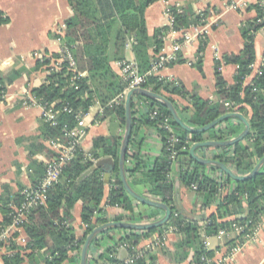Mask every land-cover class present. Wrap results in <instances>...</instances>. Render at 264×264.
<instances>
[{"label": "trees", "instance_id": "1", "mask_svg": "<svg viewBox=\"0 0 264 264\" xmlns=\"http://www.w3.org/2000/svg\"><path fill=\"white\" fill-rule=\"evenodd\" d=\"M67 1L74 14L66 21L64 35L59 38L62 39L63 47H67L71 51L77 71L85 73L86 76L79 83L72 84L70 80L73 75L66 62L62 63L59 70L50 71L52 59H58L59 53L45 52L49 58L37 61L36 71L44 70L50 71V73L46 76L45 82L33 88L31 93L39 104L53 105L55 111L61 112L56 127L43 122L40 136L37 139L44 142L62 139V126L67 123L74 124L78 113H86L94 105L96 93L90 85V81L94 83L100 76H109L108 84L101 93L103 105L117 93L123 91L124 87L117 80L112 82L114 75L111 74L110 63L123 58L121 53L126 38L135 37L136 39L133 48L136 55L135 60L141 72H147L152 65L148 58L147 49L151 39L147 33L145 11L158 0ZM181 10L179 13L173 9V14L176 17V30L201 24L203 19L209 16L207 12L203 15L197 14L192 8ZM263 16V10L258 5L256 19L242 28V37L245 42L243 50L237 55L225 56L227 64L238 65L239 68L235 75V83L229 87L221 74L217 72V101L205 100L196 93L188 92L181 85L176 86L171 82L160 81L157 77H151L149 80L151 89L171 101L182 120L193 128L206 126L230 113L231 110L227 109L224 102L233 103L238 113L249 118L251 131L247 138L233 147L217 149L219 154L215 156V160L222 162L237 175L242 176L251 173L256 164L264 158V67L261 68L262 75L256 76L251 84L244 86V81L252 73L251 66L256 60L255 35L264 28V22L259 21ZM8 22L9 18L0 12V26ZM168 30V27H163L155 32V53H158L163 47V37ZM57 37L55 36V38ZM203 48L202 46L201 50ZM200 65L201 63L198 66L202 70ZM219 66L220 63H216L217 70ZM20 75L19 71H15L7 77L0 73V102L4 101L2 96L6 95L7 86ZM76 86L79 88L75 89ZM176 96L187 99L190 106L183 110L180 109L174 99ZM135 99L145 98L135 96L133 99V132L130 145L134 141L138 120ZM148 101L151 102L152 108L157 106L163 114L171 117L162 104L149 99ZM66 105L73 110V113L62 112ZM107 117L118 120L121 126L125 127L126 117L123 105L107 110L103 119ZM140 121L153 127L158 125V121L151 120L149 114L142 115ZM171 125L181 141L175 147L178 151V163L181 166L178 173L179 179L188 188L193 184L198 186L197 193L202 198L201 207L210 208L215 203L216 210L204 220H198L196 217L188 219L180 213L176 199L179 193L175 180L172 176L168 177L173 170L166 145L169 133L164 129H159L158 133L163 143L161 157L156 159L151 167H145L146 165L139 156L130 152L129 146L125 169L127 178L136 192L141 194V187L145 186L149 189L150 195L154 196V200L171 207V220L166 226L152 231L110 230L97 237L93 246L113 232H122L114 247L101 257L108 264L111 262L124 264L118 256L110 258V255L116 252L121 244L127 243L131 247H138L143 240L162 233L170 226L176 228V234L179 237L174 253L177 263L186 262L190 253L193 252V260L189 264H214L207 260H213L215 252L207 249L205 240L199 233V229L203 225L206 235L212 237L218 235L220 231L230 230L236 225H248L247 231H249L260 221L264 211V167L256 177L244 182H235L225 175L219 181L206 173L209 167L195 162L189 156L190 146L194 143L207 140L222 142L238 136L242 132V123L236 119L228 120L209 132L196 134L183 131L173 121ZM121 141L122 139L117 137H99L94 141L90 158L86 157L82 150L77 153L63 170L59 181L49 190L45 205L38 206L27 214V219L21 226V230L12 235L6 248V254L0 252L2 264H64L74 261L79 264L80 252L86 238L97 226L109 222L104 217L102 206L105 198L107 205L119 206L127 212V216L117 218L118 222L143 224L149 220L141 212H137L136 201L126 192L120 180ZM185 145L188 149L184 151L182 147ZM98 151L111 157L115 163L114 182H110L109 185L105 182L102 170L94 163V159L99 158ZM53 157L52 155L51 158ZM32 164L36 171V176L32 179V188H36L43 179L48 164L47 162H33ZM210 169L215 171L213 167ZM232 185H234L233 189ZM22 201L23 197L20 193L11 195L6 188L0 194V211L3 215V221L0 222L1 228L12 223L11 206L19 207ZM79 202L82 203L81 221L85 225V231L81 237H77L75 234L73 226L75 219L72 214L75 205ZM149 209L153 213L162 212L154 208ZM22 232L26 239L24 246H20L18 242V237ZM233 243V241L228 243L229 250L234 247ZM3 247H6L5 244L0 243V249ZM134 264H156V258L149 253L147 258H141Z\"/></svg>", "mask_w": 264, "mask_h": 264}, {"label": "crops", "instance_id": "2", "mask_svg": "<svg viewBox=\"0 0 264 264\" xmlns=\"http://www.w3.org/2000/svg\"><path fill=\"white\" fill-rule=\"evenodd\" d=\"M258 3L259 0H158L154 2L145 11L147 33L151 39L147 49L149 60L153 62L160 54L170 55L173 47L180 40L179 34L173 35L167 32L168 34L163 37V47L155 53L154 35L157 30L168 25L167 8H192L197 14L199 12L209 13L205 26L206 43L195 42L184 45L179 53V61L169 64L159 73V76L178 81L185 90L196 93L205 100L217 101V72L221 74L228 87L235 83V75L239 67L227 64L225 56L237 55L243 50L245 42L242 37V28L256 19ZM0 12L9 18L8 23L0 26V73L7 77L15 71L21 72L20 77L7 86L4 101L0 103V194L6 188L11 195H14L33 186L32 179L36 176L33 162H47L48 164L57 155L58 146L54 145L56 140L44 142L37 139L43 124L42 110L39 106L31 105L27 94L31 93L33 88L43 84L47 74L44 70H35L37 62L31 56L34 52L58 54L63 47L58 39L63 37L65 23L74 13L67 0H0ZM55 36L58 37L55 38ZM255 36L256 60L252 73L244 81V86L251 84L257 76L264 57V28ZM127 43L126 38L121 53L123 58L110 63L111 74L114 75L112 82L117 80L124 87L123 91L126 83L121 74L120 63L124 60L136 59L133 46L128 48ZM202 46L203 50H201ZM218 62L220 66L217 70L216 63ZM199 63H201L202 70L198 66ZM108 77V75L100 76L94 83L90 81L96 98L94 105L89 109L90 119L95 123L93 122L89 129L82 146V150L88 155H90L96 138L117 137L122 139L124 135V128L118 120L111 117L103 119L104 115L99 114L103 106L101 93L108 84ZM123 91L108 101L116 98ZM174 99L182 110L190 106L187 99L178 96ZM246 118L249 120L248 117ZM137 119L136 134L130 145V152L138 155L146 165L145 167H151L162 155V138L156 128L142 123L140 117ZM243 129L242 124V131ZM98 154L99 158L94 159V163L102 170L105 182L109 185L110 182H114L115 178L114 160L105 156L102 151H98ZM197 154L203 158L215 159L219 151L202 149ZM52 155L53 158H51ZM180 170L181 166L178 164L174 166L171 173L180 197L178 210L188 219L196 217L198 220H204L216 210L217 205L214 203L210 208L201 207V196L181 182L178 175ZM107 174L110 176L108 180ZM213 175L218 177L221 174L215 172ZM231 188L233 189L234 185ZM141 195L154 200V196L150 195L149 189L145 186L141 187ZM106 202L105 198L102 206L104 217L109 222L117 221L118 217L127 216V212L123 209L109 206ZM135 206L137 212H141L147 219L154 214L158 218L164 216L163 211L153 213L147 206L142 207L137 202ZM81 210L82 203L79 202L72 211L75 219L73 226L77 237H81L85 231V225L81 221ZM2 221L3 215L0 211V222ZM203 234L204 237H201L205 240L207 249L215 252L213 261L216 264L224 259H227L225 264H264V224L256 240L247 241L235 254H232V249L229 250L228 243L233 241L235 246V242L243 241L242 238L218 237L217 235L208 237L205 230L201 235ZM121 235V231L113 232L94 245L91 250V256L94 257L91 264H108L101 257L114 247ZM156 236L157 234L153 235L152 239L143 240L138 248H146L148 244L155 242ZM22 238H25L23 232L18 237L20 246H24L21 242ZM178 239L175 232L168 233L164 246L155 247L152 250L150 254L155 256L156 264H179L174 256ZM8 245L0 250L1 254H6ZM193 255L191 252L188 260L182 264H189L193 260ZM118 257L125 260V251L120 250ZM0 264H2L1 258ZM64 264H77V262H65Z\"/></svg>", "mask_w": 264, "mask_h": 264}, {"label": "built area", "instance_id": "3", "mask_svg": "<svg viewBox=\"0 0 264 264\" xmlns=\"http://www.w3.org/2000/svg\"><path fill=\"white\" fill-rule=\"evenodd\" d=\"M258 5L261 7L264 13V0H259ZM176 10L181 13V9L176 8ZM167 18H168V25L169 28L168 33H171L173 35L179 34L180 40L175 44L173 47V52L170 55H164L160 54L151 65L150 70L147 72L142 73L140 70V67L136 60L133 61H122L120 63L121 67V74L122 77L126 83V88L123 91L122 94L117 96L116 98L110 100L108 103L103 105L100 108V115H105V112L109 109H114L117 107L124 106L125 100H126V94L133 89H146L149 91H153L150 87L149 80L151 77H157L160 81L165 82H171L174 83L176 86H180V83L174 79H165L161 76H159V73L166 68L169 64L173 62L179 61V53L182 51V48L184 45H190L194 44L195 42H201L202 44L206 43V22L208 18L203 19V23L190 26L188 28H184L181 30H176V17L173 14L172 8H167L166 10ZM198 14L203 15V12H199ZM260 22H264V16L262 19L259 20ZM167 33V34H168ZM58 42H62V39L59 38ZM136 44L135 37H129L127 47L131 48ZM60 57L58 59H52L51 62V69L52 70H59L62 63L66 62L68 64V69L71 71L73 77L70 80L72 84H77L83 79L86 74L80 73L77 71L76 63L73 58V55L71 51L67 47H62L61 51L59 52ZM33 60L37 61H43L46 58H49L45 52H34L31 56ZM51 58V57H50ZM254 64L251 66V69H253ZM264 67V57L261 62L260 68L257 72V76L262 75L261 68ZM50 71H44L47 75L50 73ZM79 87L76 86L75 89H78ZM154 92V91H153ZM27 96L30 99L31 105L39 106L42 110L41 113V119L45 124H49L52 127H56L58 125V117L61 112L55 111L53 108V105L49 104H39L35 97L32 95V93H28ZM2 98H5V95L2 96ZM27 99V97H25ZM3 102V101H2ZM0 102V103H2ZM227 109L231 110L230 113L237 112L236 107H234L233 103L230 102H224ZM135 111H136V117L141 118L142 115H148L150 116L151 120L158 121V125L154 126L157 130L164 129L169 133V137L167 139V151L169 154V160L171 162L172 168L174 166L178 165V151L175 149L176 145L179 144L180 138L177 136V134L174 132L172 127V117H169L168 115L163 114L160 109L155 106L151 107V102L148 101V99H135ZM63 113L71 114L73 113V110L69 106H65L62 110ZM91 118V112H80L76 115V120L74 124H64L62 126V132L63 136L62 139L54 141L56 146H58V151L56 157L51 159L46 167V172L39 183V185L36 188L28 187L21 191L20 195L23 197V201L19 207L12 205V223L9 226H6L4 228L0 227V243L5 244L7 246L9 244V241L12 237V235L21 230V226L27 219V214L34 208L38 206L45 205L47 200V195L51 187L59 181V178L65 169V167L75 158L77 153L82 150L83 142L87 136V133L91 126L93 125V120ZM95 123V122H94ZM193 145V144H192ZM191 145V146H192ZM190 146V147H191ZM187 146H183L182 150H187ZM83 151V150H82ZM86 157L90 158V155H88L86 152ZM215 169V168H214ZM219 172L221 174L220 176L216 177L213 175V173ZM207 174L211 175L216 180L222 179V172L215 169V171H211L210 167L206 171ZM224 175V174H223ZM171 177V174L168 176ZM191 190L197 193L198 186L196 184H193L191 187ZM156 201V200H154ZM158 202V201H157ZM119 207V206H116ZM121 208V207H119ZM123 209V208H121ZM123 211H125L123 209ZM126 212V211H125ZM158 217H150L149 220L145 223H151L159 220ZM204 224V223H203ZM264 224V211L261 214L259 223L249 231H247L248 225H236L232 229H226L222 230L218 233V237H231V236H237L239 239H243L241 242H235L236 245L232 248L231 252L232 254H235L239 252L242 248V246L247 241H255L257 238V235ZM204 225L202 228L199 229L200 236L204 237ZM176 233V228L173 226H170L168 229L164 230L162 233L157 234L155 242H152L148 244V246L144 249H140L138 247H131L129 244L124 243L121 244L117 249L116 252L112 253L110 255V258H117L118 252L120 250L127 252V258L125 260H122L124 264H134L137 260L141 258H147V254L151 253L152 250L155 247H163L165 244L166 235L168 233ZM21 242L25 245L26 239L22 238ZM244 242V243H243ZM206 244V242H205ZM207 247V246H206ZM1 250V249H0ZM93 258L91 256V252L89 254V264L93 262ZM208 262H213V260H207ZM227 262V259L221 260L217 264H225ZM109 264H119V263H109ZM216 264V263H214Z\"/></svg>", "mask_w": 264, "mask_h": 264}, {"label": "water", "instance_id": "4", "mask_svg": "<svg viewBox=\"0 0 264 264\" xmlns=\"http://www.w3.org/2000/svg\"><path fill=\"white\" fill-rule=\"evenodd\" d=\"M135 96H140V97H143V98H146V99L162 104L170 113L173 119V122L183 131L189 134L206 133L228 120H233V119L239 120L244 125V129L238 136L230 140H226L222 142L207 140L204 142L194 143L189 149L190 158L203 166L213 167L221 171L225 176H227L228 178L232 179L235 182H244V181H247V180H250L256 177L260 173L261 169L264 167V158H262L256 164V166L251 171V173H249L248 175L242 176V175H237L229 167H227L225 164H223L222 162L218 160L203 158L197 154V152L202 149L217 150L219 148L233 147L239 144L240 142L244 141L251 131V124L249 120L243 114L238 113V112L227 113L206 126H203L200 128H193L182 120L175 105L171 101H169L167 98H165L164 96L158 93H155L153 91H149V90L142 89V88L130 90L126 94V100L124 104L126 121H125L124 135L122 138L120 154H119L120 180L126 192L138 204L147 206L149 208L161 210L164 212V216L160 218L159 220L155 222H151V223L139 224V223L113 221V222H108L106 224L97 226L85 240V243L80 252L79 264H89V254L92 250L93 243L95 242L97 237L104 234L105 232H108L110 230H129V231H140V232L152 231V230H156V229L166 226L171 220V217H172L171 207H169L165 203H161V202L148 199L144 197L143 195L139 194L132 188L127 178L125 162H126V156L129 150V146H130V142L132 138V132H133L132 106H133V99ZM109 177H110L109 174H107L106 175L107 180L109 179ZM176 199H177V202L180 203L179 194H177ZM125 254L127 258L128 254L126 251H125Z\"/></svg>", "mask_w": 264, "mask_h": 264}, {"label": "rangeland", "instance_id": "5", "mask_svg": "<svg viewBox=\"0 0 264 264\" xmlns=\"http://www.w3.org/2000/svg\"><path fill=\"white\" fill-rule=\"evenodd\" d=\"M142 207H146V206H144V205H141Z\"/></svg>", "mask_w": 264, "mask_h": 264}]
</instances>
